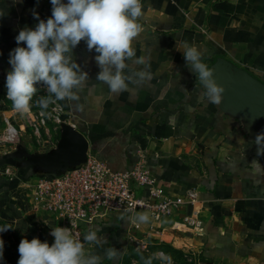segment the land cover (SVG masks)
<instances>
[{"label": "crops", "instance_id": "1", "mask_svg": "<svg viewBox=\"0 0 264 264\" xmlns=\"http://www.w3.org/2000/svg\"><path fill=\"white\" fill-rule=\"evenodd\" d=\"M67 2V0H65ZM141 33L133 42L136 58L150 64L153 79L144 85L111 94L96 80L100 71L82 41L73 57L88 81L77 101H57L61 118L88 140V155L107 163L114 172L131 170L139 158L171 196L194 190L192 205L156 223L147 213L114 214L98 225L99 246L86 250L104 257L115 248L121 257L130 238H150L187 250L199 264H264V155L257 154L255 139L264 133V117H250L236 107L201 102L197 76L186 66L177 43L195 45L203 62L214 70L216 83L226 89L227 76L242 70L264 83V0H142ZM50 0H0V103L9 100L5 87L11 70L9 53L24 27L51 16ZM20 46H26L21 44ZM126 75L143 68L134 65ZM230 71V72H228ZM16 110L0 105L6 119ZM17 126L19 121L13 117ZM14 151V150H13ZM0 155V170L10 167L17 178L0 173V220L26 231L33 215L21 183L29 169L19 171ZM24 175V176H23ZM200 209L203 228L183 229L182 213ZM139 215H146L140 221ZM150 227L158 228L154 233ZM107 259L101 260L104 264Z\"/></svg>", "mask_w": 264, "mask_h": 264}, {"label": "clouds", "instance_id": "2", "mask_svg": "<svg viewBox=\"0 0 264 264\" xmlns=\"http://www.w3.org/2000/svg\"><path fill=\"white\" fill-rule=\"evenodd\" d=\"M50 3L51 16L40 19L33 10L38 23L34 28L19 30L15 37L17 47L9 53L11 70L7 72L5 87L14 110L29 109L38 85L48 94L37 101L42 109L57 101L79 100L78 93L85 87L88 73L74 59L73 50L82 41L89 52L97 53L94 59L100 71L96 80L107 85L111 94L119 95L129 90V84L144 85L153 79L150 64L144 57L136 58L133 48L142 31L138 23L144 15L142 0H50ZM177 51L182 52L186 66L203 86L199 92L201 102L220 105L225 88L216 83L214 70L202 60L203 53L187 42L177 43ZM129 61L144 67L126 75L124 70ZM255 144L257 154L264 155V133L257 135ZM251 166L257 171L264 169L256 160ZM138 219L146 221L147 216L139 215ZM10 228L4 226L0 233ZM50 235L54 237L51 244L39 238L22 239L17 264H101L104 258L114 260L118 256L114 247L107 249L104 257L86 250V244L93 247L101 244L98 229L85 233L83 241L66 227H53ZM3 250L4 241L0 238V260ZM155 256L171 264L166 254L160 252ZM145 264H152L151 258Z\"/></svg>", "mask_w": 264, "mask_h": 264}, {"label": "built area", "instance_id": "3", "mask_svg": "<svg viewBox=\"0 0 264 264\" xmlns=\"http://www.w3.org/2000/svg\"><path fill=\"white\" fill-rule=\"evenodd\" d=\"M4 121L8 124L5 139L13 141L17 130L8 118ZM0 173L12 180L17 178L16 170L10 167ZM21 186L33 215L30 224L35 225L37 234L46 231L51 243L53 227L69 228L74 237L83 241L85 233L114 214L147 213L158 223L176 214L180 207L192 205L197 198L194 190L169 195L141 157L131 170L114 172L104 161L88 155L85 164L74 170L57 177H29ZM180 224L183 229L200 231L204 224L201 210L182 213ZM150 229L159 232L158 228ZM90 247L85 245L86 249Z\"/></svg>", "mask_w": 264, "mask_h": 264}, {"label": "rangeland", "instance_id": "4", "mask_svg": "<svg viewBox=\"0 0 264 264\" xmlns=\"http://www.w3.org/2000/svg\"><path fill=\"white\" fill-rule=\"evenodd\" d=\"M37 87L38 91L30 102L28 110L16 112L13 115L8 114L9 123L17 130V136L13 141L5 139L8 124L4 121L5 117L0 114V155L15 150L20 144H24L25 151L30 154L49 152L59 140L61 125L66 121L61 118V112L56 103L50 104L47 109H42L39 106L37 103L39 98L48 94L43 86L38 85ZM2 104L8 109L14 110L10 100L5 101L4 99L0 105ZM14 115L19 121V126L13 120ZM4 226L11 228L0 233V238L4 241L3 259L0 260V264H17L18 246L22 239H42V236H45V241L51 244L44 230H42L43 233L38 234L39 236L34 233L36 227L33 224L28 223L29 228L26 231H19L0 220V228ZM160 243L150 238L139 239V242L130 240L127 250L121 257L114 260L107 259L104 264H145L149 258H151L152 264H167L166 261L155 256L160 252L171 258V264H199L198 258L187 250L177 249L183 252V256L180 257L171 250L176 248L168 243H162V248L159 247ZM133 251H136L135 254Z\"/></svg>", "mask_w": 264, "mask_h": 264}, {"label": "water", "instance_id": "5", "mask_svg": "<svg viewBox=\"0 0 264 264\" xmlns=\"http://www.w3.org/2000/svg\"><path fill=\"white\" fill-rule=\"evenodd\" d=\"M226 82L224 92L226 106L236 107L250 117H264L263 82L242 70L229 73ZM19 147L26 148L24 144H20ZM88 149L89 143L85 136L72 125L63 123L59 140L49 152L30 154L26 151L20 153L17 151L7 155V158H14L18 154L22 159L12 165L20 169H29L30 177H57L85 164Z\"/></svg>", "mask_w": 264, "mask_h": 264}, {"label": "trees", "instance_id": "6", "mask_svg": "<svg viewBox=\"0 0 264 264\" xmlns=\"http://www.w3.org/2000/svg\"><path fill=\"white\" fill-rule=\"evenodd\" d=\"M17 151H19V153L20 152H22V151H25V148H23V147H19V146H17V148L13 151V152H17ZM12 152V153H13ZM20 155V154H19ZM15 158L16 159H18L19 158V160L20 159H22L21 157H19L18 156V154L15 156ZM19 171H22L20 168H17ZM24 176V175H23ZM30 177V176H29ZM34 233L36 234V235H38L37 234V230L36 229H34ZM43 233V232H42ZM45 234L47 235V237L49 238V236H48V233L45 231ZM39 236V235H38ZM43 238L42 239H40L42 242L43 241H45L46 240V237L45 236H42ZM49 240H50V238H49ZM50 242H51V240H50ZM159 247H162L163 248V245H162V243H160L159 244ZM160 249V248H159ZM174 253H176L177 255H179L180 257L181 256H183V252L182 251H180V250H177V249H171ZM134 252V254H135V252L136 251H133Z\"/></svg>", "mask_w": 264, "mask_h": 264}]
</instances>
